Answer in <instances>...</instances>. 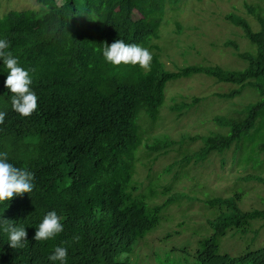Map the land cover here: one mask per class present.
<instances>
[{
  "label": "trees",
  "instance_id": "1",
  "mask_svg": "<svg viewBox=\"0 0 264 264\" xmlns=\"http://www.w3.org/2000/svg\"><path fill=\"white\" fill-rule=\"evenodd\" d=\"M39 1V8L0 17V35L9 40L20 62L33 69L32 87L38 96L37 109L29 116L9 107L0 123V151H7L15 166L34 173L31 193L14 194L6 208L0 205L3 218L25 224L27 240L24 248L13 249L6 234L0 233V264H52L47 257L62 240L68 247L67 264H125L117 259L159 225L162 210L173 202L149 205L145 198L134 196L138 188L133 184L135 152L142 144L139 112L157 118L169 80L205 73L240 85L219 96L233 98L246 85L261 94L242 117H217L229 128L227 134L194 137L204 143L195 153L198 158L223 152L244 139L251 141L253 152L264 150V17L248 8L261 25V31L254 33L240 15L225 16L257 48L253 55L237 52L249 62L244 70L185 66L166 71L154 55L144 72L138 65L105 62L101 48L116 39L152 47L159 38L166 0ZM5 75L0 73L4 99L10 95ZM35 137L37 145L34 140L22 145ZM173 143L163 140L148 149L161 151ZM21 147L33 149L19 155ZM183 159L187 162L188 157ZM245 179L264 185L262 175ZM240 200L236 194L206 201L218 213L209 221L212 235L199 243L198 264H264V247L239 256L220 252L221 237L235 230L245 234L253 221L264 222V208L242 210ZM50 209L63 217L64 230L53 240L35 241L36 224Z\"/></svg>",
  "mask_w": 264,
  "mask_h": 264
},
{
  "label": "rangeland",
  "instance_id": "2",
  "mask_svg": "<svg viewBox=\"0 0 264 264\" xmlns=\"http://www.w3.org/2000/svg\"><path fill=\"white\" fill-rule=\"evenodd\" d=\"M40 5L39 0H0V17ZM250 7L264 17V0H166L159 38L152 41L149 50L153 57L158 55L166 71L185 66L244 70L249 62L237 52L253 55L257 48L243 29L225 16L240 15L254 33H259L261 25L249 13ZM239 86L205 73L171 79L157 118L152 119L144 110L139 112L142 144L135 152L133 184L138 190L134 196L145 198L149 205H160L169 199L173 202L162 210L159 225L138 240L131 251L122 254L118 262L198 264L199 243L212 235L209 221L218 213L217 208L206 204L207 200L239 194L238 206L242 210L264 208V185L245 179L251 174L264 176L261 146L258 148L261 150L253 152L251 141L244 139L223 152L213 151L206 158L195 155L204 143L194 137L228 133L229 128L220 124L217 117H242L248 106L261 98L260 92L250 85L233 98L217 95ZM195 98L198 101L194 102ZM32 140L36 145L39 142L35 137L22 145L27 146ZM163 140L174 143L161 151L148 149L149 145ZM32 149L21 147L19 155ZM187 157L185 162L183 158ZM262 247L264 222L261 220L253 221L245 234L235 230L220 238L222 254L239 256L248 249Z\"/></svg>",
  "mask_w": 264,
  "mask_h": 264
},
{
  "label": "clouds",
  "instance_id": "3",
  "mask_svg": "<svg viewBox=\"0 0 264 264\" xmlns=\"http://www.w3.org/2000/svg\"><path fill=\"white\" fill-rule=\"evenodd\" d=\"M101 55L105 62L112 65H138L149 70L153 53L149 48L139 43H126L123 39H116L101 48ZM0 73H6L4 86L10 95L6 99L0 98V123H3L6 111L11 110L22 117L29 116L37 109L38 96L33 85V69L25 67L17 55L10 50L9 40L0 35ZM34 189V173L26 166H15L9 160L7 151H0V205L6 208V201L14 194L31 193ZM64 230L63 217L55 209L45 212L38 220L33 239L48 241L55 239ZM0 233L6 234L8 245L13 248H24L27 243L24 223L14 224L11 220L0 215ZM77 239V237H73ZM65 241L53 246L48 255L52 264H67L68 247Z\"/></svg>",
  "mask_w": 264,
  "mask_h": 264
}]
</instances>
